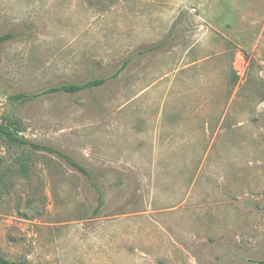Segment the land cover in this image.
I'll use <instances>...</instances> for the list:
<instances>
[{"label":"rangeland","instance_id":"obj_1","mask_svg":"<svg viewBox=\"0 0 264 264\" xmlns=\"http://www.w3.org/2000/svg\"><path fill=\"white\" fill-rule=\"evenodd\" d=\"M6 32L0 124L18 116L26 138L102 174L106 205L95 215L91 183L50 154L21 172L0 137L4 256L264 264V0H0Z\"/></svg>","mask_w":264,"mask_h":264},{"label":"trees","instance_id":"obj_2","mask_svg":"<svg viewBox=\"0 0 264 264\" xmlns=\"http://www.w3.org/2000/svg\"><path fill=\"white\" fill-rule=\"evenodd\" d=\"M16 36L17 33L15 32H6L0 34V45L8 40L14 39ZM167 40H169L168 37L163 41V43L161 42V44H157L153 48H159L163 46V44ZM128 63L129 60H126L122 64L121 68L114 74V76H118L119 73L128 65ZM105 81H106L105 78H97V79H90L83 83H62L59 85L46 88L40 92H34V93L20 92L17 94H13L10 96V98L21 101H32L44 94L75 93L86 89H92L101 86L102 84L105 83ZM24 130L25 128L23 127V122L18 116H12L9 119L8 124H0V137L4 139V141L11 147H17L21 150V153L18 156V161H17L20 168L19 170L23 173L28 172L27 161L31 160L34 154L47 153L60 159L63 163L67 164L71 168H74L75 170L82 173L91 183L98 198V204L95 209L96 211L95 215L100 213V211L106 205L105 191L103 185L104 176L99 172L82 165L70 154L56 148L55 146L34 142L26 138L24 135L21 134ZM117 182L121 186L122 184H124L122 179H118ZM0 264H25V262L22 260L9 259L0 252Z\"/></svg>","mask_w":264,"mask_h":264}]
</instances>
